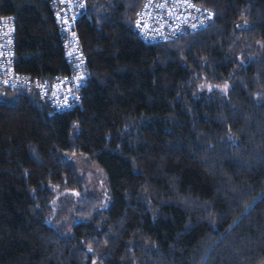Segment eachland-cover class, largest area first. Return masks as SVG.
I'll return each instance as SVG.
<instances>
[{
    "label": "trees",
    "instance_id": "16d2710c",
    "mask_svg": "<svg viewBox=\"0 0 264 264\" xmlns=\"http://www.w3.org/2000/svg\"><path fill=\"white\" fill-rule=\"evenodd\" d=\"M144 1H89L71 108L0 83V264H264V0H196L215 19L161 43L137 35ZM1 10L16 70L70 71L49 0Z\"/></svg>",
    "mask_w": 264,
    "mask_h": 264
},
{
    "label": "built area",
    "instance_id": "2783aa9c",
    "mask_svg": "<svg viewBox=\"0 0 264 264\" xmlns=\"http://www.w3.org/2000/svg\"><path fill=\"white\" fill-rule=\"evenodd\" d=\"M61 29L65 62L70 71L55 77L16 70L15 17L1 10L0 0V83L16 89H37L55 111H65L79 99L80 89L90 76L78 20L87 13L90 0H49ZM216 16L213 8L196 0H145L137 15L136 32L148 43L173 40L208 26Z\"/></svg>",
    "mask_w": 264,
    "mask_h": 264
},
{
    "label": "rangeland",
    "instance_id": "374dc122",
    "mask_svg": "<svg viewBox=\"0 0 264 264\" xmlns=\"http://www.w3.org/2000/svg\"><path fill=\"white\" fill-rule=\"evenodd\" d=\"M64 155L69 158L74 166L78 168L80 175L86 180L88 188L91 192L99 194L104 202L110 199L105 174L97 164L91 162L89 159L80 154L64 153ZM55 204L58 205V201L55 202ZM70 216L71 213H67L59 220V224L61 223L70 229Z\"/></svg>",
    "mask_w": 264,
    "mask_h": 264
}]
</instances>
